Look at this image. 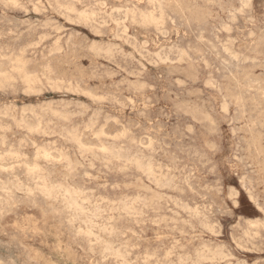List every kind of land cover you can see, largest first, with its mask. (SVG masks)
<instances>
[{
    "label": "rangeland",
    "instance_id": "rangeland-1",
    "mask_svg": "<svg viewBox=\"0 0 264 264\" xmlns=\"http://www.w3.org/2000/svg\"><path fill=\"white\" fill-rule=\"evenodd\" d=\"M147 1L0 0V264H108L92 239L109 223L141 264L173 244L176 261L195 245L203 264H264V0H184L163 20ZM20 49L25 73L4 59Z\"/></svg>",
    "mask_w": 264,
    "mask_h": 264
},
{
    "label": "snow or ice",
    "instance_id": "snow-or-ice-1",
    "mask_svg": "<svg viewBox=\"0 0 264 264\" xmlns=\"http://www.w3.org/2000/svg\"><path fill=\"white\" fill-rule=\"evenodd\" d=\"M157 4H159V8L157 9L156 15H159L160 19H163V13L165 9H174L176 11H180L181 9L188 10L187 6L184 3V0H150V6L152 8H157ZM18 6V5H16ZM249 5L245 4L244 8H247ZM101 8H107V3H101L99 5ZM192 10L199 13L203 6L201 5H192ZM121 10L124 11L123 7L121 6ZM127 11L130 12L132 17H136L137 12L139 11L136 4H132L131 8ZM159 19L155 17L152 18V23L159 24ZM7 39V37H5ZM262 41H264V35H262ZM23 51L21 50L20 54L14 55L12 57H4L5 60L11 59L12 63L18 65V68H14L12 71H26V65L24 62ZM264 67V65H262ZM7 75V73H5ZM264 75V72H262ZM215 87V85H213ZM225 111L228 110L227 108V101L225 103ZM261 164L264 166V153L261 155ZM224 199L228 202L229 208L227 211L234 212L238 210L239 205L237 208H232V204H236V193L233 192L231 197L224 196ZM261 212H264V205L260 208ZM102 233L105 235L100 238H93L92 243L94 245H100L101 251L100 254L104 257V259L108 262V264H141L140 260H133L131 257L134 253L130 250V248L139 246L141 250H143L144 245L140 244L137 245L135 242L133 244H129L125 237L129 235L127 231L121 232V229L112 223L105 225L103 228L100 229ZM87 236L93 237V231L89 230L86 233ZM134 235V234H133ZM159 239V237H157ZM151 242H149L148 247H151ZM174 248L173 247L167 249V253L164 254L160 249H157L155 254H147V259L143 261V264H203L201 251L193 245L192 248L188 250V256L181 261H176L171 257L174 255ZM195 249V250H194ZM99 264V262H97Z\"/></svg>",
    "mask_w": 264,
    "mask_h": 264
},
{
    "label": "bare ground",
    "instance_id": "bare-ground-1",
    "mask_svg": "<svg viewBox=\"0 0 264 264\" xmlns=\"http://www.w3.org/2000/svg\"><path fill=\"white\" fill-rule=\"evenodd\" d=\"M14 1H15V0H14ZM148 1H149V0H148ZM148 1H147V2H148ZM4 2H5V1H4ZM46 2H48V1H46ZM242 2H243V1H242ZM242 2H241V3H242ZM30 3H32V2H30ZM41 3H42V2H41ZM52 3H53V2H52ZM249 3H250V2H249ZM7 4H8V3H7ZM7 4H6V5H7ZM42 4H43V3H42ZM56 4H57V3H56ZM96 4H97V3H96ZM243 4H244V3H243ZM246 4H247V3H246ZM251 4H252V2H251ZM6 5H5V6H6ZM20 5H21V4H20ZM30 5H31V4H30ZM39 5H40V4H39ZM57 5H58V4H57ZM157 5H158V4H157ZM187 5H188V4H187ZM240 5H241V4H240ZM18 6H19V5H18ZM33 6H34V4H33ZM40 6H41V5H40ZM251 6H252V5H251ZM36 7H37V6H36ZM49 7L51 8V6H49ZM62 7H63V6H62ZM157 7H158V6H157ZM242 7H243V6H242ZM20 8H21V7H20ZM24 8H25V7H24ZM45 8H46V7H45ZM72 8H73V7H72ZM115 8H116V7H115ZM187 8H188V7H187ZM3 9H4V8H3ZM6 9H7V8H6ZM39 9H40V8H39ZM39 9H38V10H39ZM129 9H130V8H129ZM157 9H158V8H157ZM157 9H156V10H157ZM263 9H264V8H263ZM31 10H32V9H31ZM34 10H35V9H34ZM60 10H61V9H60ZM69 10H70V9H69ZM118 10H119V9H118ZM152 10H153V9H152ZM152 10H151V11H152ZM243 10H244V9H243ZM243 10H242V11H243ZM250 10H251V9H250ZM18 11H19V10H18ZM26 11H27V10H26ZM91 11H92V10H91ZM113 11H115V10H113ZM149 11H150V10H149ZM153 11H155V10H153ZM165 11H166V10H165ZM236 11H237V9H236ZM252 11H253V10H252ZM33 12H34V11H33ZM125 12H126V14H127V11H125ZM141 12H142V11H141ZM141 12H140V13H141ZM250 12H251V11H250ZM38 13H39V12H38ZM69 13H70V12H69ZM116 13H118V12H116ZM149 13H150V12H149ZM187 13H188V12H187ZM235 13H236V12H235ZM56 14H57V13H56ZM141 14H143V12H142ZM145 14H146V12H145ZM151 14H153V13H151ZM154 14H155V13H154ZM188 14H189V13H188ZM243 14H244V13H243ZM248 14H249V13H248ZM251 14H252V13H251ZM39 15H40V14H39ZM123 15H124V14H123ZM129 15H131V14H129ZM147 15H148V13H147ZM84 16H85V15H84ZM90 16H91V15H90ZM107 16H108V15H107ZM125 16H128V15H125ZM138 16H139V15H138ZM152 16H155V15H152ZM158 16H159V15H158ZM166 16H167V14H166ZM194 16H195V15H194ZM85 17L87 18V16H85ZM94 17H95V16H94ZM109 17H110V16H109ZM140 17H141V16H140ZM144 17H145V16H144ZM144 17H143V20H145V18L148 19L149 16H147V17H145V18H144ZM12 18H13V17H12ZM80 18H81V17H80ZM124 18H125V17H124ZM129 18H130V17H129ZM155 18H157V17H155ZM158 18H159V17H158ZM196 18H197V17H196ZM51 19H52V18H51ZM126 19H127V17H126ZM141 19H142V17H141ZM147 19H146V21H147V23H148L149 20H147ZM150 19H151V18H150ZM246 19H247V17H246ZM23 20H24V19H23ZM36 20H37V19H36ZM102 20H103V19H102ZM102 20H101V21H102ZM131 20H133V19L131 18ZM162 20H163V19H162ZM162 20H161V21H162ZM233 20H234V19H233ZM9 21H10V20H9ZM51 21H52V20H51ZM56 21H57V20H56ZM110 21H111V20H110ZM133 21H134V20H133ZM150 21H151V20H150ZM150 21H149V24H150ZM169 21H170V20H169ZM197 21H198V20H197ZM37 22H38V20H37ZM57 22H58V21H57ZM135 22H136V21H135ZM141 22H144V21H141ZM162 22H163V21H162ZM244 22H245V21H244ZM43 23H44V22H43ZM123 23H124V22H123ZM144 23H145V22H144ZM144 23H143V24H144ZM147 23H146V24H147ZM151 23H152V21H151ZM172 23H173V21H172ZM46 24H47V23H46ZM117 24H118V23H117ZM117 24H116V26H117ZM143 24L141 23V25H143ZM153 24H155V23H153ZM47 25H48V24H47ZM85 25H86V24H85ZM108 25H109V24H108ZM123 25H124V24H123ZM155 25H156V24H155ZM160 25H161V22H160ZM38 26H39V25H38ZM54 26H55V24H54ZM61 26H62V25H61ZM156 26H159V24H157ZM174 26H175V25H174ZM16 27H17V26H16ZM40 27H41V25H40ZM49 27H50V26H49ZM58 27L61 28L60 26H58ZM99 27H100V26H99ZM125 27H126V26H125ZM176 27H177V26H176ZM69 28H70V27H69ZM115 28H116V27H115ZM126 28H127V27H126ZM154 28H158V27H154ZM14 29H15V28H14ZM61 29H62V28H61ZM66 29H67V28H66ZM215 29H216V28H215ZM231 29H232V28H231ZM262 29H263V28H262ZM43 30H45V29H43ZM54 30H55V29H54ZM56 30H57V29H56ZM56 30H55V31H56ZM58 30H60V29H58ZM58 30H57V31H58ZM122 30H123V29H122ZM163 30H164V29H163ZM14 31H15V30H14ZM14 31H13V32H14ZM36 31H37V30H36ZM221 31H222V30H221ZM64 32H65V31H64ZM70 32H71V31H70ZM76 32H77V31H76ZM120 32H121V31H120ZM123 32H124V31H123ZM222 32H223V31H222ZM7 33H8V32H7ZM9 33H10V32H9ZM41 33H42V32H41ZM224 33H225V32H224ZM227 33H228V32H227ZM78 34H79V33H78ZM9 35H11V34H9ZM21 35H22V34H21ZM97 35H98V33H97ZM125 35H126V34H125ZM213 35H214V34H213ZM41 36H42V35H41ZM44 36H45V35H44ZM98 36H99V35H98ZM100 36H101V35H100ZM131 36H132V35H131ZM214 36H215V35H214ZM49 37H50V35H49ZM57 37H59V36H57ZM67 37H68V36H67ZM132 37H133V36H132ZM164 37H165V36H164ZM44 38H45V37H44ZM114 38H115V37H114ZM114 38H113V39H114ZM54 39H55V38H54ZM122 39H123V38H122ZM122 39H120V40H122ZM124 39H125V38H124ZM126 39H127V38H126ZM220 39H221V38H220ZM117 40H118V39H117ZM226 40H227V39H226ZM260 40H261V38H260ZM41 41H42V40H41ZM54 42H55V41H54ZM91 42H92V41H91ZM136 42H137V41H136ZM234 42H235V41H234ZM10 43H11V42H10ZM36 43H37V42H36ZM56 43H57V42H56ZM67 43H68V42H67ZM107 43H108V42H107ZM111 43H112V42H111ZM128 43H129V42H128ZM134 43H135V42H134ZM239 43H240V42H239ZM31 44H32V43H31ZM40 44H41V43H40ZM103 44H104V43H103ZM145 44H147V43H145ZM226 44H227V43H226ZM38 45H39V44H38ZM54 45H55V44H54ZM65 45H66V44H65ZM96 45H97V44H96ZM129 45H130V44H129ZM133 45H134V44H133ZM220 45H221V44H220ZM33 46H34V45H33ZM52 46H53V45H52ZM55 46H56V45H55ZM94 46H95V45H93V47H94ZM98 46H99V45H98ZM104 46H105V45H104ZM176 46H177V45H176ZM247 46H248V45H247ZM35 47H36V46H35ZM42 47H43V46H42ZM132 47H133V46H132ZM171 47H172V46H171ZM171 47H169V48H171ZM26 48H27V47H26ZM49 48H51V47H49ZM58 48H59V47H58ZM98 48H99V47H98ZM98 48L96 49V51L98 50ZM120 48H121V47H120ZM137 48H138V47H137ZM140 48H141V47H140ZM162 48H163V47H162ZM162 48H161V50H162ZM165 48H166V47H165ZM178 48H179V47H178ZM223 48H224V47H223ZM232 48H233V47H232ZM27 49H30V48H27ZM27 49H26V50H27ZM116 49H117V48H116ZM129 49H130V48H129ZM142 49H143V48H142ZM180 49H181V48H180ZM20 50H21V49H20ZM20 50H19V51H20ZM136 50H137V49H136ZM139 50H140V49H139ZM19 51H18V52H19ZM56 51H57V49H56ZM90 51H91V50H90ZM103 51H104V50H103ZM157 51H158V50H157ZM51 52H52V51H51ZM112 52H113V51H112ZM114 52H115V51H114ZM116 52H117V51H116ZM163 52H164V51H163ZM12 53H13V52H12ZM19 53H20V52H19ZM40 53H42V52H40ZM58 53H59V52H58ZM95 53H96V52H95ZM101 53H102V52H101ZM120 53H121V52H120ZM130 53H131V52H130ZM181 53H182V52H181ZM103 54H104V53H103ZM115 54H116V53H115ZM117 54H119V53H117ZM157 54H158V53H157ZM157 54H156V56H157ZM234 54H235V53H234ZM45 55H46V54H45ZM146 55H147V54H146ZM226 55H227V54H226ZM237 55H238V54H237ZM237 55H236V56H237ZM94 56H95V55H94ZM111 56H112V55H111ZM116 56H117V55H116ZM159 56H160V55H159ZM242 56H243V55H242ZM5 57H6V56H5ZM8 57H9V56H8ZM121 57H122V56H121ZM123 57H124V56H123ZM167 57H168V56H166V58H167ZM176 57H177V56H176ZM238 57H239V56H238ZM41 58H42V57H41ZM45 58H46V57H45ZM124 58H125V57H124ZM151 58H152V57H151ZM160 58H161V56H160ZM168 58H169V57H168ZM29 59H30V58H29ZM72 59H73V58H72ZM141 59H142V58H141ZM144 59H145V58H144ZM158 59H159V58H158ZM198 59H199V58H198ZM232 59H233V58H232ZM237 59H238V58H237ZM113 60H114V58H113ZM129 60H130V59H129ZM167 60H168V59H167ZM252 60H253V59H252ZM257 60H258V59H256V61H257ZM27 61H28V60H27ZM74 61H75V60H74ZM145 61H146V60H145ZM148 61H149V60H148ZM150 61H151V59H150ZM165 62H166V61H165ZM198 62H199V61H198ZM207 62H208V61H207ZM30 63H31V62H30ZM157 63H158V62H157ZM246 63H247V62H246ZM8 64H9V63H8ZM27 64H28V63H27ZM48 64H49V63H48ZM158 64H159V63H158ZM171 64H172V63H171ZM240 64H241V63H240ZM154 65H155V64H154ZM164 65H165V64H164ZM16 66H17V65H15V67H16ZM47 66H48V65H47ZM175 66H176V65H175ZM141 67H142V66H141ZM180 67H181V66H180ZM12 68H13V66H12ZM43 68H44V67H43ZM118 68H119V66H118ZM8 69H9V68H8ZM11 70H12V69H11ZM123 70H124V69H123ZM144 70H145V69H144ZM163 70H164V69H163ZM135 71H138V70H135ZM141 71H142V70H141ZM143 72H144V71H143ZM2 73H3V72H2ZM7 73H9V72H7ZM18 73H21V72H18ZM24 73H25V72H24ZM24 73H23V74H24ZM4 74H5V73H4ZM78 74H79V73H78ZM133 74H134V73H133ZM148 74H149V73H148ZM8 75H9V74H8ZM8 75H7V77H8ZM30 75H31V74H30ZM168 75H169V74H168ZM9 76H10V75H9ZM24 76H26V74H25ZM24 76H23V77H24ZM27 76L29 77V75H27ZM35 76H36V75H35ZM82 76H83V75H82ZM107 76H108V75H107ZM4 77H5V81H6V80H7V79H6L7 77H6V76H3V79H4ZM28 77H27V78H28ZM33 77H34V76H33ZM42 77H43V76H42ZM135 77H137V76H135ZM0 78H2V75H0ZM19 78H20V76H19ZM24 78H25V77H24ZM27 78H26V79H27ZM133 78H134V77H133ZM137 78H138V77H137ZM164 78H166V77H164ZM14 79H15V78H14ZM14 79H13V80H14ZM22 79H23V78H22ZM26 79H25V81H27ZM30 79H31V78H30ZM30 79H29V80H30ZM34 79H35V78H34ZM171 79H172V78H171ZM176 79H177V78H176ZM202 79H203V78H202ZM35 80H36V79H35ZM38 80H39V79H38ZM155 80H156V79H155ZM1 81H2V80H1ZM5 81H4V82H5ZM9 82H10V78H9L7 84H8ZM16 82H17V81H16ZM22 82H23V81H22ZM28 82H29V81H27V83H28ZM31 82H34V80L31 81ZM49 82H50V81H49ZM52 82H53V81H52ZM57 82H58V81H57ZM125 82H126V81H125ZM135 82H136V81H135ZM143 82H144V81H143ZM24 83H25V82H24ZM34 83L36 84L37 82H34ZM39 83H40V82H39ZM131 83H132V82H131ZM0 84H2V83L0 82ZM3 84H4V83H3ZM3 84H2V85H3ZM56 84H57V83H56ZM59 84H60V83H59ZM205 84H206V83H205ZM2 85H1V86H2ZM29 85H30V84H29ZM29 85H28V86H29ZM31 85H32V84H31ZM54 85H55V84H54ZM63 85H64V84H63ZM78 85H79V84H78ZM127 85H128V84H127ZM133 85H134V84H133ZM182 85H183V84H182ZM197 85H198V84H197ZM3 86H5V84H4ZM3 86H2V87H3ZM33 86H34V85H33ZM135 86H136V85H135ZM147 86H148V85H147ZM186 86H187V85H186ZM30 87H31V86H30ZM30 87H29V88H30ZM41 87H42V86H41ZM43 87H44V85H43ZM58 87H59V86H58ZM69 87H70V86H69ZM77 87H78V86H77ZM132 87H133V86H132ZM152 87H153V86H152ZM182 87H183V86H182ZM32 88H33V87H31V89H32ZM52 88H53V87H52ZM79 88H80V87H79ZM128 88H129V87H128ZM133 88H134V87H133ZM218 88H219V87H218ZM38 89H39V88H38ZM58 89H61V88H58ZM138 89H139V88H138ZM151 89H153V88H151ZM12 90H13V89H12ZM34 90H35V89H34ZM70 90H71V89H70ZM78 90H79V89H78ZM183 90H184V89H183ZM190 90H191V89H190ZM21 91H22V90H21ZM29 91H30V90H29ZM32 91H33V90H32ZM45 91H46V90H45ZM59 91H60V90H59ZM65 91H66V90H65ZM80 91H81V90H80ZM80 91H78V92L80 93ZM192 91H193V90H192ZM24 92H25V91H24ZM26 92H28V91L26 90ZM86 92H87V91H86ZM88 92H90V91H88ZM219 92H220V91H219ZM22 93H23V92H22ZM30 93H31V92H30ZM30 93H29V94H30ZM34 93H35V91H34ZM39 93H40V92H39ZM79 93H78V94H79ZM73 94H74V93H73ZM75 94H76V93H75ZM218 94H219V93H218ZM76 95H77V94H76ZM105 95H106V94H105ZM96 96H97V95H96ZM96 96H95V97H96ZM129 96H130V95H129ZM135 96H136V95H135ZM91 97H92V96H91ZM103 98H105V97H103ZM127 98H128V97H127ZM186 98H187V97H186ZM222 98H223V97H222ZM50 99H51V98H50ZM170 99H171V98H170ZM95 100H96V99H95ZM113 101H114V100H113ZM145 101H146V100H145ZM172 101H173V100H172ZM45 102H46V101H45ZM79 102H80V101H79ZM79 102H78V103H79ZM100 102H101V101H100ZM146 102H147V101H146ZM222 102H223V101H222ZM224 102H225V101H224ZM42 103H43V101H42ZM47 103H48V102H47ZM61 103H62V102H61ZM68 103H69V102H68ZM97 103H98V102H97ZM73 104H74V103H73ZM114 104H115V103H114ZM45 105H46V104H45ZM54 105H55V104H54ZM11 106H12V105H11ZM33 106H34V105H33ZM35 106H36V105H35ZM37 106H38V105H37ZM70 106H71V105H70ZM133 106H134V105H133ZM3 107H4V106H3ZM20 107H21V106H20ZM29 107H30V106H29ZM44 107H45V106H44ZM15 108H16V107H15ZM86 108H87V107H86ZM111 108H112V107H111ZM228 108H229V107H228ZM6 109H7V108H6ZM9 109H10V108H9ZM29 109H30V108H29ZM29 109H28V110H29ZM35 109H36V108H35ZM38 109H39V108H38ZM46 109H47V108H46ZM54 109H55V108H54ZM54 109H53V110H54ZM58 109H59V108H58ZM90 109H91V108H90ZM160 109H161V108H160ZM4 110H5V109H4ZM63 110H64V109H63ZM80 110H81V109H80ZM96 110H97V109H96ZM101 110H102V109H101ZM130 110H131V109H130ZM162 110H163V109H162ZM11 111H12V110H11ZM13 111H14V110H13ZM51 111H52V110H51ZM93 111H94V110H93ZM98 111H99V110H98ZM21 112H22V111H21ZM24 112H25V111H24ZM39 112H40V111H39ZM54 112H55V110H54ZM118 112H119V111H118ZM179 112H180V111H179ZM0 113H1V112H0ZM7 113H8V112H7ZM7 113H6V114H7ZM22 113H23V112H22ZM25 113H26V112H25ZM29 113H30V112H29ZM44 113H45V112H44ZM52 113H53V112H52ZM78 113H79V112H78ZM98 113H99V112H98ZM142 113H143V112H142ZM226 113H227V112H226ZM23 114H24V113H23ZM23 114H22V115H23ZM33 114H34V113H33ZM45 114H46V113H45ZM59 114H60V113H59ZM104 114H105V113H104ZM0 115H1V114H0ZM42 115H43V114H42ZM47 115H48V114H47ZM63 115H64V114H63ZM23 116H24V115H23ZM31 116H32V115H31ZM50 116H51V115H50ZM71 116H72V115H71ZM90 116H91V115H90ZM6 117H7V116H6ZM12 117L14 118V115H13ZM12 117H11V119H12ZM17 117H18V116H17ZM17 117H16V118H17ZM72 117H73V116H72ZM106 117H107V116H106ZM64 118H65V117H64ZM77 118H78V117H77ZM85 118H86V116H85ZM20 119H21V118H20ZM43 119H44V117H43ZM50 119H51V118H50ZM105 119H106V118H105ZM231 119H232V118H231ZM16 120H17V119H15V121H16ZM22 120H23V119H22ZM48 120H49V119H48ZM55 120H56V119H55ZM59 120H60V119H59ZM63 120H64V119H63ZM19 121H20V120H19ZM37 121H38V120H37ZM37 121H36V122H37ZM13 122H14V121H13ZM17 122H18V121H17ZM39 122H40V120H39ZM81 122H82V121H81ZM93 122H94V121H93ZM95 122H96V121H95ZM176 122H177V121H176ZM56 123H57V122H56ZM18 124H19V123H18ZM20 124H21V122H20ZM48 124H51V123H48ZM62 124H63V123H62ZM77 124H78V123H77ZM85 124H86V123H85ZM96 124H97V123H96ZM21 125H22V124H21ZM44 125H45V124H44ZM9 126H10V125H9ZM25 126H26V125H25ZM29 126H30V125H29ZM100 126H101V125H100ZM7 127H8V126H7ZM18 127H19V126H18ZM36 127H38V126H36ZM44 127H45V126H44ZM72 127H73V126H72ZM90 127H91V126H90ZM28 128H29V127H28ZM30 128H32V127H30ZM54 128H55V127H54ZM67 128H68V127H67ZM74 128H75V127H74ZM82 128H83V127H82ZM94 128H95V127H94ZM102 128H103V127H102ZM19 129H20V128H19ZM38 129H40V128H38ZM38 129H37V130H38ZM63 129H64V128H63ZM68 129H69V128H68ZM79 129H80V127H79ZM86 129H87V128H86ZM51 130H52V129H51ZM75 130H76V129H75ZM84 130H85V129H84ZM99 130H100V129H99ZM125 130H126V129H125ZM33 131H34V130H33ZM42 131H43V130H42ZM53 131H54V130H53ZM57 131H58V130H57ZM66 131H67V129H66ZM86 131H87V130H86ZM101 131H102V130H101ZM40 132H41V130H40ZM54 132H55V131H54ZM60 132H61V131H60ZM90 132H91V131H90ZM96 132H98V131H96ZM231 132H232V131H231ZM69 133H70V132H69ZM82 133H83V132H82ZM101 133H102V132H101ZM123 133H124V132H123ZM126 133H128V132H126ZM126 133H125V134H126ZM233 133H234V132H233ZM42 134H43V133H42ZM42 134H41V135H42ZM74 134H75V132H74ZM113 134H114V133H113ZM38 135H39V134H38ZM43 135H44V134H43ZM55 135H56V134H55ZM72 135H73V134H72ZM75 135H76V134H75ZM47 136H48V135H47ZM49 136H51V135H49ZM73 136H74V135H73ZM91 136H92V135H91ZM98 136H99V135H98ZM98 136H97V137H98ZM26 137H27V136H26ZM76 137H77V136H76ZM94 137H95V136H94ZM113 137H115V136H113ZM123 137H124V136H123ZM143 137H144V136H143ZM103 138H104V137H103ZM70 139H71V138H70ZM77 139H80V138H77ZM97 139H98V138H97ZM57 140H58V139H57ZM104 140H105V138H104ZM119 140H120V139H119ZM132 140H133V139H132ZM147 140H148V139H147ZM72 141H73V140H72ZM111 141H112V140H111ZM134 141H135V139H134ZM138 141H139V140H138ZM143 141H144V140H143ZM152 141H153V140H152ZM79 142H80V141H79ZM102 142H103V141H102ZM102 142H101V143H102ZM106 142H107V141H106ZM117 142H118V141H117ZM131 142H132V141H131ZM21 143H22V142H21ZM51 143H53V142H51ZM133 143H134V142H133ZM152 143H153V142H152ZM36 144H37V143H36ZM99 144H100V143H99ZM115 145H116V144H115ZM117 145H118V144H117ZM122 145H123V144H122ZM151 145H152V144H151ZM36 146H37V145H36ZM146 146H147V145H146ZM66 147H67V146H66ZM94 147H95V146H94ZM116 147H117V146H116ZM10 148H12V147H10ZM76 148H77V147H76ZM87 148H88V147H87ZM91 148H92V147H91ZM107 148H108V147H107ZM107 148H106V149H107ZM118 148H119V147H118ZM8 149H9V148H8ZM80 149H81V148H80ZM94 149H95V148H94ZM143 149H144V148H143ZM10 150H11V149H10ZM61 150H62V149H61ZM63 150H64V149H63ZM67 150H68V149H67ZM67 150H65V151H67ZM88 150H89V149H88ZM102 150H103V149H102ZM104 150H105V149H104ZM118 150H119V149H117V151H118ZM123 150H124V149H123ZM45 151H46V154H47V150H45ZM105 151H106V150H105ZM107 151H108V150H107ZM109 151L111 152L110 149H109ZM124 151H125V150H124ZM126 151H127V150H126ZM134 151H135V150H134ZM42 152H43V151H42ZM49 152H51V151H49ZM52 152H53V151H52ZM59 152H60V151H59ZM76 152H77V151H76ZM96 152H97V151H96ZM99 152H100V151H99ZM113 152H114V151H113ZM127 152H128V151H127ZM90 153H91V152H90ZM108 153H109V152H108ZM116 153H117V152H116ZM116 153H115V154H116ZM121 153H122V152H121ZM260 153H261V152H260ZM15 154H16V153H15ZM15 154H14V153L11 154V155L9 154V155H10V158H12L11 156H12V155L14 156ZM41 154H42V153H39V155H41ZM46 154L43 153V155H46ZM57 154H58V153H57ZM77 154H78V153H77ZM79 154H80V153H79ZM79 154H78V155H79ZM84 154H85V153H84ZM100 154H101V153H100ZM113 154H114V153H113ZM113 154H112L111 156H113ZM127 154H128V153H127ZM43 155H42V156H43ZM50 155H51V154H50ZM94 155H95V154H94ZM118 155H119V154H118ZM118 155H117V157H118ZM2 156H3V155H2ZM6 156H7V155H6ZM15 156L17 157V155H15ZM51 156H52V155H51ZM51 156H50V157H51ZM62 156H63V154H62ZM65 156H66V155H65ZM65 156H64V157H65ZM90 156H91V155H90ZM97 156H98V155H97ZM115 156H116V155H115ZM115 156H114V157H115ZM121 156H122V155H121ZM124 156H125V155H124ZM52 157H53V156H52ZM64 157H63V159H64ZM80 157H81V156H80ZM84 157H85V156H84ZM100 157H101V155H100ZM143 157H144V156H143ZM14 158H15V157H14ZM35 158H36V157H35ZM44 158H45V157H44ZM53 158H54V157H53ZM66 158L68 159V157H66ZM90 158H91V157H90ZM97 158H98V157H97ZM115 158H116V157H115ZM135 158H136V157H135ZM139 158H140V157H139ZM236 158H237V157H236ZM18 159H19V158H18ZM38 159H39V158H38ZM45 159H47V156H46ZM45 159H44V160H45ZM136 159H137V158H136ZM1 160H2V158H1ZM36 160H37V159H36ZM60 160H61V159H60ZM68 160H69V159H68ZM75 160H76V159H75ZM132 160H133V159H132ZM134 160H135V159H134ZM144 160H145V159H144ZM148 160H149V158H148ZM240 160H241V159H240ZM37 161H38V160H37ZM45 161H47V160H45ZM66 161H67V160H66ZM86 161H87V160H86ZM103 161H104V160H103ZM119 161H120V160H119ZM119 161H118V162H119ZM128 161H129V160H128ZM139 161H140V160H139ZM139 161L137 162L138 164H139ZM22 162H23V161H22ZM77 162H78V161H77ZM89 162H90V161H89ZM99 162H100V161H99ZM105 162H106V161H105ZM140 162H141V161H140ZM33 163H35V162H33ZM56 163H57V162H56ZM71 163H72V162H71ZM83 163H84V162H83ZM93 163H94V162H93ZM93 163H92V164H93ZM107 163H108V162H107ZM121 163H122V162H121ZM135 163H136V161H134V164H135ZM137 163H136V164H137ZM157 163H158V162H157ZM108 164H109V163H108ZM159 164H160V163H159ZM24 165H26V164H24ZM36 165H37V164H36ZM36 165H35V166H36ZM111 165H112V164H111ZM123 165H124V164H123ZM145 165H146V164H145ZM27 166H28V165H27ZM37 166H39V165H37ZM37 166H36V167H37ZM66 166H67V165H66ZM104 166H105V165H104ZM118 166H119V165H118ZM135 166H136V165H135ZM139 166H140V165H139ZM146 166H147V165H146ZM149 166H150V165H149ZM33 167H34V166H33ZM33 167H31V169H33ZM73 167H74V165H73ZM79 167H80V166H79ZM105 167H106V166H105ZM150 167H151V166H150ZM158 167H159V166H158ZM27 168H29V167H27ZM40 168L42 169V167H40ZM91 168H92V167H91ZM156 168H157V167H156ZM167 168H168V167H167ZM0 169H1V168H0ZM34 169H36V168L34 167ZM37 169H39V168L37 167ZM109 169H110V168H109ZM122 169H123V168H122ZM28 170H30V169H28ZM28 170H27V171H28ZM39 170H40V169H39ZM145 170H146V169H145ZM153 170H154V169H153ZM155 170H156V169H155ZM166 170H167V169H166ZM32 171H34V170H32ZM37 171H38V170H37ZM37 171H36V172H37ZM43 171H44V170H43ZM127 171H128V170H127ZM151 171H152V169H151ZM157 171H158V170H157ZM168 171H169V170H168ZM44 172H45V171H44ZM142 172H143V171H142ZM159 172H161V171L159 170ZM38 173H39V172H38ZM42 173H43V172H42ZM143 173H144V172H143ZM168 173H169V172H168ZM27 174H28V173H27ZM32 174H33V173H32ZM36 174H37V173H36ZM102 174H104V173H102ZM149 174H151L150 171H149ZM160 174H161V173H160ZM160 174H158V175H160ZM28 175H29V174H28ZM87 175H88V174H87ZM96 175H97V174H96ZM32 176H33V175H32ZM38 176H39V175H38ZM43 176H45V175H43ZM69 176H70V175H69ZM88 176H89V175H88ZM143 176H144V175H143ZM153 176H154V175H153ZM156 176H157V175H156ZM160 176H161V175H160ZM39 177H40V176H39ZM46 177H47V176H46ZM161 177H162V176H161ZM164 177H165V175H164ZM42 178H44V177H42ZM153 178H155V177H153ZM157 178H158V177H157ZM169 178H171V177H169ZM174 178L176 179V177H174ZM148 179H149V178H148ZM159 179H161V178H159ZM172 179H173V178H172ZM175 179H173V180H175ZM45 180H47V179H45ZM161 180H162V179H161ZM167 180H168V179H167ZM238 180H239V179H238ZM240 180H241V179H240ZM240 180H239V181H240ZM242 180H244V179H242ZM35 181H37V180H35ZM35 181H34V183H35ZM39 181H40V180H39ZM41 181H43V180L41 179ZM89 181H90V180H89ZM150 181H151V180H150ZM159 181H160V180H159ZM45 182H46V181H44V183H45ZM240 182H241V181H240ZM15 183H17V182H15ZM40 183H41V182H40ZM12 184H13V183H12ZM21 184H22V183H21ZM46 184H47V183H45L44 185L46 186ZM53 184H54V183H53ZM67 184H68V183H67ZM128 184H129V183H128ZM130 184H131V183H130ZM151 184H152V183H151ZM168 184H169V183H168ZM54 185H55V184H54ZM106 185H107V184H106ZM185 185H186V184H185ZM241 185H242V184H241ZM21 186H22V185H21ZM34 186H35V184H34ZM36 186H37V185H36ZM42 186H43V185H42ZM49 186H50V185H49ZM167 186H168V185H167ZM170 186H171V185H169V187H170ZM15 187H16V186H15ZM37 187H38V186H37ZM39 187L41 188V186H39ZM59 187H61V186H59ZM69 187H70V185H69ZM71 187H72V186H71ZM117 187H119V186H117ZM121 187H122V186H121ZM230 187H231V186H230ZM2 188H3V187H2ZM21 188H22V187H21ZM35 188H36V187H35ZM35 188H34V190H35ZM43 188H44V187H43ZM43 188H42V189H43ZM48 188H50V187H48ZM52 188H53V187H52ZM63 188H65V187H63ZM66 188H67V187H66ZM66 188H65L64 190H66ZM141 188H142V187H141ZM157 188H158V187H157ZM42 189H41V190H42ZM55 189H56V188H55ZM55 189H54V190H55ZM67 189H68V188H67ZM73 189H74V188H73ZM105 189H106V188H105ZM144 189H146V188H144ZM229 189H230V188H229ZM47 190H49V189H46V188H45L44 191H47ZM50 190H51V189H50ZM52 190H53V189H52ZM61 190H62V189H61ZM76 190H77V189H76ZM76 190H75V191H76ZM140 190H141V189H140ZM2 191H4V190L2 189ZM5 191H6V190H5ZM32 191H33V190H32ZM69 191H70V190H69ZM69 191L67 190V193H68ZM72 191H73V190H72ZM77 191H78V190H77ZM230 191H232V190H230ZM19 192H20V191H19ZM23 192H24V191H23ZM27 192H30V191H27ZM80 192H81V191H80ZM89 192H90V191H89ZM69 193H70V192H69ZM69 193H68V194H69ZM71 193H72V192H71ZM74 193H75V192H74ZM87 193H88V192H87ZM40 194H41V193H40ZM64 194L66 195V193H64ZM79 194H80V193H79ZM81 194H82V193H81ZM81 194H80V195H81ZM84 194H85V193H84ZM143 194H144V193H143ZM60 195H61V194H60ZM73 195H74V194H73ZM75 195L77 196L78 193L75 194ZM231 195H232V194H231ZM47 196H48V195H46V197H47ZM71 196H72V195L70 194V197H71ZM137 196H138V195H137ZM62 197H63V196H62ZM68 197H69V196H68ZM70 197H69V198H70ZM80 197H82V196H80ZM134 197H135V196H134ZM49 198H50V197H49ZM74 198H75V197H74ZM74 198H72V200H73ZM77 198H78V197H77ZM129 198H130V197H129ZM132 198H133V197H132ZM137 198H138V197H137ZM168 198H169V197H168ZM55 199H56V198H55ZM66 199H67V198H66ZM78 199H79V198H78ZM81 199H82V198H81ZM87 199H88V198H87ZM126 199H128V198H126ZM60 200H61V199H60ZM67 200H68V199H67ZM72 200H71V201H72ZM74 200H76V199H74ZM102 200H103V199H102ZM51 201H52V200H51ZM68 201H69V200H68ZM86 201H88V200H86ZM118 201H119V199H118ZM121 201H122V200H121ZM140 201H141V200H140ZM66 202H67V201H66ZM83 202H84V201H83V199H82V204H83ZM101 202H102V201H101ZM114 202H115V201H114ZM132 202H133V200H132ZM148 202H149V201H148ZM176 202H177V201H176ZM64 203H65V202H64ZM69 203H72V202H68L67 204H69ZM74 203H75V201H74L72 204H74ZM84 203H85V202H84ZM123 203H124V202H123ZM125 203H126V202H125ZM72 204H71V205H72ZM75 204H76V203H75ZM80 204H81V203H80ZM128 204H130V202H128ZM136 204H137V203H136ZM140 204H141V203H140ZM179 204H180V203H179ZM69 205H70V204H69ZM71 205H70V206H71ZM76 205H77V204H76ZM117 205H118V204H117ZM124 205H125V204H124ZM124 205H121V206H124ZM142 205H143V204H142ZM173 205H174V204H173ZM233 205H234V204H233ZM66 206H67V205H66ZM73 206H74L73 208H76L75 205H73ZM77 206H78V205H77ZM125 206H126L125 208H127L129 205H128V206L125 205ZM132 206H133V205H132ZM204 206H205V205H204ZM68 207H69V206H68ZM117 207H118V206H117ZM130 207H131V204H130L129 208H130ZM135 207H136V206H135ZM154 207H155V206H154ZM178 207H179V206H178ZM70 208H71V207H70ZM77 208H78V207H77ZM82 208H83V206L81 207V209H82ZM95 208H96V207H95ZM113 208H114V206H113ZM132 208H133V207H132ZM140 208H141V207H140ZM156 208H157V206H156ZM81 209H80V206H79V210H80V211H82ZM130 209H131V208H130ZM138 209H139V208H138ZM158 209H159V208H158ZM210 209H211V208H210ZM66 210H67V209H66ZM79 210H77V211H79ZM87 210H88V209H87ZM98 210H99V209H98ZM100 210H101V209H100ZM106 210H107V209H106ZM116 210H117V209H116ZM121 210H122V209H121ZM128 210H129V209L127 208V211H128ZM133 210H134V208H133ZM136 210H137V209H136ZM181 210H182V209H181ZM190 210H191V209H190ZM74 211H75V213L77 212L76 210H74ZM83 211H84V210H83ZM114 211H115V210H114ZM129 211H131V210H129ZM138 211H139V210H138ZM156 211H157V209H156ZM121 212H122V211H121ZM133 212H134V211H133ZM141 212H142V211H141ZM188 212H189V211H188ZM210 212H211V211H210ZM72 213H73V212H72ZM96 213H98V212H96ZM99 213H100V212H99ZM99 213H98V214H99ZM124 213H125V212H124ZM126 213H127V212H126ZM129 213H130V212H129ZM171 213H172V212H171ZM177 213H178V212H177ZM84 214H85V213H84ZM91 214H92V213H91ZM139 214H140V213H139ZM187 214H188V213H187ZM193 214H194V213H193ZM92 215H95V214L93 213ZM126 215H128V214H126ZM130 215H131V213H130ZM176 215H178V214H176ZM262 215H263V213H262ZM84 216H85V215H84ZM87 216H88V215H87ZM111 216H112V215H111ZM111 216H110V217H111ZM135 216H136V215H135ZM186 216H187V215H186ZM77 217H79V216H77ZM94 217H95V216H94ZM100 217H101V216H100ZM157 217H158V216H157ZM162 217H163V216H162ZM85 218H86V217H85ZM90 218H91V217H90ZM138 218H139V217H138ZM141 218H142V217H141ZM160 218H161V217H160ZM73 219H74V218H73ZM109 219H110V218H109ZM149 219H150V218H149ZM158 219H159V218H158ZM207 219H208V218H207ZM74 220H75V219H74ZM87 220L89 221L90 219H87ZM133 220H134V219H133ZM72 221H73V220H72ZM91 221H92V220H91ZM110 221H111V220H110ZM110 221H109V222H110ZM134 221H135V220H134ZM83 222H84V221H83ZM89 222H90V221H89ZM141 222H142V221H141ZM148 222H149V221H148ZM165 222H166V221H165ZM168 222H169V221H168ZM92 223H94V222H92ZM154 223H155V222H154ZM154 223H153V224H154ZM263 223H264V222H263ZM148 224H149V223H148ZM166 224H167V223H166ZM250 224H251V223H250ZM90 225H91V224H90ZM138 225H139V224H138ZM204 225H206V224H204ZM207 225H208V224H207ZM207 225H206V226H207ZM209 225H210V224H209ZM94 226H95V225H93V227H94ZM136 226H137V225H136ZM153 226H154V225H153ZM190 226H191V225H190ZM254 226H255V225H254ZM172 228H173V227H172ZM207 228H208V227H207ZM99 229H100V228H99ZM169 229H170V228H169ZM174 229H175V228H173V230H174ZM246 230H247V229H246ZM87 231H89V230H87ZM125 231H126V230H125ZM129 231H130V230H129ZM209 231H210V230H209ZM158 232H160V231H158ZM196 232H197V231H196ZM212 232H213V231H212ZM85 233H86V232H85ZM87 233H88V232H87ZM181 233H182V232H181ZM214 233H215V232H214ZM214 233H213V234H214ZM218 233H219V232H218ZM134 234H135V232H134ZM136 234H138V233L136 232ZM220 234H221V233H220ZM253 234H254V233H253ZM181 235H182V234H181ZM243 235H244V234H243ZM93 236H94V235H93ZM161 236H162V235H161ZM252 236H254V235H252ZM244 237H245V236H244ZM88 238H89V236H88ZM90 238H91V237H90ZM99 238H100V237H99ZM167 238H168V237H167ZM249 238H250V237H249ZM252 241H253V240H252ZM233 242H234V241H233ZM239 242H240V241H239ZM173 245H174V244H173ZM236 245H237V244H236ZM170 246H171V245H170ZM222 246H223V245H222ZM135 247H136V246H135ZM197 247H198V246H197ZM201 247H202V246H201ZM223 247H225V246H223ZM237 247H238V245H237ZM132 248H133V247H132ZM180 248H181V247H180ZM240 248H241V247H240ZM241 249H242V248H241ZM175 251H176V250H175ZM214 251H215V250H214ZM228 252H229V251H228ZM253 252H254V251H253ZM165 253H166V252H165ZM208 253H209V252H208ZM216 254H217V253H216ZM228 254H229V253H228ZM146 255H147V254H146ZM178 255H179V254H178ZM46 256H47V255H46ZM136 256H137V255H136ZM209 256H210V255H209ZM216 256H217V255H216ZM181 257H182V256H181ZM203 257H204V256H203ZM180 260H181V259H180ZM256 260H257V259H256ZM221 261H222V260H221ZM251 263H252V262H251Z\"/></svg>",
    "mask_w": 264,
    "mask_h": 264
}]
</instances>
